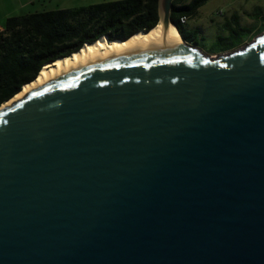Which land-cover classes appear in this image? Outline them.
Wrapping results in <instances>:
<instances>
[{
    "label": "water",
    "instance_id": "obj_1",
    "mask_svg": "<svg viewBox=\"0 0 264 264\" xmlns=\"http://www.w3.org/2000/svg\"><path fill=\"white\" fill-rule=\"evenodd\" d=\"M185 42L0 110V264H264V30Z\"/></svg>",
    "mask_w": 264,
    "mask_h": 264
},
{
    "label": "trees",
    "instance_id": "obj_2",
    "mask_svg": "<svg viewBox=\"0 0 264 264\" xmlns=\"http://www.w3.org/2000/svg\"><path fill=\"white\" fill-rule=\"evenodd\" d=\"M208 0H173L172 20L186 41L196 40L198 28L187 32L181 16L193 17ZM264 29V14L258 16ZM159 0H110L88 5L47 9L9 16L0 31V106L37 76L42 67L70 55L101 36L126 39L159 23ZM228 36H219L220 51L245 43L244 32L234 12L224 24Z\"/></svg>",
    "mask_w": 264,
    "mask_h": 264
},
{
    "label": "rangeland",
    "instance_id": "obj_3",
    "mask_svg": "<svg viewBox=\"0 0 264 264\" xmlns=\"http://www.w3.org/2000/svg\"><path fill=\"white\" fill-rule=\"evenodd\" d=\"M103 1L110 0H0V24L3 25L6 19L13 15ZM259 8L264 10V0H208L199 7L197 14L189 20L186 26L192 30L199 29L195 34V41L202 46L205 53H221L219 36L229 35V30L224 24L234 12L240 14L242 25L252 28L251 34L243 33L245 43L264 30L258 17L260 16ZM219 10L223 13L220 14Z\"/></svg>",
    "mask_w": 264,
    "mask_h": 264
},
{
    "label": "bare ground",
    "instance_id": "obj_4",
    "mask_svg": "<svg viewBox=\"0 0 264 264\" xmlns=\"http://www.w3.org/2000/svg\"><path fill=\"white\" fill-rule=\"evenodd\" d=\"M185 44L184 38L174 24H171L169 29L165 31L161 22L147 33L140 31L124 41L120 39L109 40L108 37L101 36L92 43H85L78 51L45 64L37 77L24 84L17 94L0 106V110L12 105L14 101L22 99L28 93L48 84L50 81L58 79L65 71L83 69L131 53L174 48Z\"/></svg>",
    "mask_w": 264,
    "mask_h": 264
},
{
    "label": "crops",
    "instance_id": "obj_5",
    "mask_svg": "<svg viewBox=\"0 0 264 264\" xmlns=\"http://www.w3.org/2000/svg\"><path fill=\"white\" fill-rule=\"evenodd\" d=\"M31 3H33V1H32ZM27 4H29V3H27ZM61 8H64V6H61ZM258 11H259V15H260V16L264 14V10H261V9L259 8ZM193 17H194V16H193ZM191 18H192V17H190L189 20H190ZM189 20L186 22V25H187V23L189 22ZM260 20H261V19H260ZM261 21H262V20H261ZM261 25H262V22H261ZM4 27H5V23H4L3 25L0 24V31L3 30ZM190 31H192V29H190L189 27H187V32H190Z\"/></svg>",
    "mask_w": 264,
    "mask_h": 264
},
{
    "label": "built area",
    "instance_id": "obj_6",
    "mask_svg": "<svg viewBox=\"0 0 264 264\" xmlns=\"http://www.w3.org/2000/svg\"><path fill=\"white\" fill-rule=\"evenodd\" d=\"M219 13L222 14L223 11L222 10H219ZM189 18L190 17L188 15H183V16H181V21L184 22V23H186L189 20Z\"/></svg>",
    "mask_w": 264,
    "mask_h": 264
},
{
    "label": "flooded vegetation",
    "instance_id": "obj_7",
    "mask_svg": "<svg viewBox=\"0 0 264 264\" xmlns=\"http://www.w3.org/2000/svg\"><path fill=\"white\" fill-rule=\"evenodd\" d=\"M187 42H189V43H191V44L197 46L198 48H200V49L203 51L202 46H201L197 41H195V40H191V41H187ZM203 52H204V51H203ZM221 52H222V51H221ZM213 54H216V53L214 52Z\"/></svg>",
    "mask_w": 264,
    "mask_h": 264
},
{
    "label": "snow or ice",
    "instance_id": "obj_8",
    "mask_svg": "<svg viewBox=\"0 0 264 264\" xmlns=\"http://www.w3.org/2000/svg\"><path fill=\"white\" fill-rule=\"evenodd\" d=\"M204 63H208V61H204Z\"/></svg>",
    "mask_w": 264,
    "mask_h": 264
}]
</instances>
